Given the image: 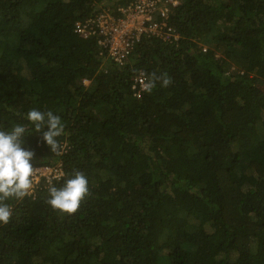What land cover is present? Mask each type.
I'll return each mask as SVG.
<instances>
[{
  "label": "trees",
  "instance_id": "trees-1",
  "mask_svg": "<svg viewBox=\"0 0 264 264\" xmlns=\"http://www.w3.org/2000/svg\"><path fill=\"white\" fill-rule=\"evenodd\" d=\"M132 1L0 0V130L27 125L33 167L90 189L71 215L43 181L3 201L0 264H264V0H177L179 39L142 37L123 65L74 33ZM32 108L60 116V155Z\"/></svg>",
  "mask_w": 264,
  "mask_h": 264
},
{
  "label": "clouds",
  "instance_id": "clouds-1",
  "mask_svg": "<svg viewBox=\"0 0 264 264\" xmlns=\"http://www.w3.org/2000/svg\"><path fill=\"white\" fill-rule=\"evenodd\" d=\"M202 51H205V48ZM230 69L234 70L235 67ZM168 82L167 79L163 80L165 86ZM84 83L86 84L87 81ZM151 87V83L145 85L146 89ZM24 119L32 126L35 133L41 134L43 143L51 152L56 155L61 154L63 146L59 138L65 135V125L60 116L52 111L44 112L32 108ZM26 128L27 125L16 123L10 129L0 130V224H7L12 216L11 207L3 201L10 198L22 199L31 195L41 181L49 184L48 205L62 214L76 213L82 201L90 193L88 179L79 171L68 176L61 186L57 187L53 181H59L63 177L60 165H57L62 173L59 179H49L47 182L42 178L34 184L35 171L42 167H33L32 159L35 154L32 150L23 147Z\"/></svg>",
  "mask_w": 264,
  "mask_h": 264
},
{
  "label": "built area",
  "instance_id": "built-area-1",
  "mask_svg": "<svg viewBox=\"0 0 264 264\" xmlns=\"http://www.w3.org/2000/svg\"><path fill=\"white\" fill-rule=\"evenodd\" d=\"M177 4V0H133L128 5L118 7L117 12L120 14L117 18L102 13L95 18L75 23L74 33L82 38L97 35L99 44L106 49L109 57L123 65L142 37L156 36L168 43L179 39L175 29L168 24V6L174 7ZM146 84V77L140 72L134 79L132 89L144 91ZM134 95L139 97L140 92ZM61 174L59 166L36 169L34 184L42 178L47 182L49 179H59Z\"/></svg>",
  "mask_w": 264,
  "mask_h": 264
},
{
  "label": "rangeland",
  "instance_id": "rangeland-1",
  "mask_svg": "<svg viewBox=\"0 0 264 264\" xmlns=\"http://www.w3.org/2000/svg\"><path fill=\"white\" fill-rule=\"evenodd\" d=\"M232 70V69H231Z\"/></svg>",
  "mask_w": 264,
  "mask_h": 264
}]
</instances>
